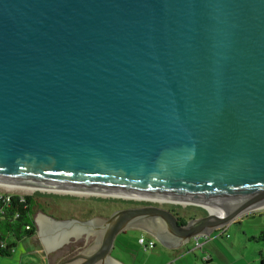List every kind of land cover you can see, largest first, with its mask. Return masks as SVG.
Instances as JSON below:
<instances>
[{
  "label": "water",
  "instance_id": "obj_1",
  "mask_svg": "<svg viewBox=\"0 0 264 264\" xmlns=\"http://www.w3.org/2000/svg\"><path fill=\"white\" fill-rule=\"evenodd\" d=\"M0 185L207 211H38L47 254L93 238L55 264H121L125 231L176 249L264 208V0H0Z\"/></svg>",
  "mask_w": 264,
  "mask_h": 264
},
{
  "label": "rangeland",
  "instance_id": "obj_2",
  "mask_svg": "<svg viewBox=\"0 0 264 264\" xmlns=\"http://www.w3.org/2000/svg\"><path fill=\"white\" fill-rule=\"evenodd\" d=\"M0 190L49 196L46 200L58 208L56 210V219H105L118 209L144 204H155L172 209L188 220L207 213L205 209L188 205L121 197L39 190L32 192L17 190L15 192L14 189L8 188H0ZM42 198L45 200L44 197ZM254 212L256 213H250L247 217H244L243 221H245L241 227L238 223H231L224 230L212 232L210 236H207V239L205 237L199 239V241L194 239L190 243L176 249H169L155 239L156 246L153 249L145 250L139 244V237L141 234H145L144 232L138 230L125 231L117 236L111 254L124 264H263L264 240L260 239V234L264 232V208ZM58 215L64 218H58ZM251 237L258 239H252ZM82 240L84 238L77 241ZM91 240H93L92 237H90ZM77 241L72 240L61 249L47 254L40 236L36 233L28 240L16 241L14 252L11 255H0V264H44L45 262L46 264H55L60 262V258L67 259L76 253L78 249L80 250L84 247L81 242H79L80 244L73 243ZM199 244H203L202 248L198 246ZM77 246L81 247L76 249L75 247ZM37 249L44 255L40 254ZM208 255H213L214 262L207 263L204 260Z\"/></svg>",
  "mask_w": 264,
  "mask_h": 264
},
{
  "label": "trees",
  "instance_id": "obj_3",
  "mask_svg": "<svg viewBox=\"0 0 264 264\" xmlns=\"http://www.w3.org/2000/svg\"><path fill=\"white\" fill-rule=\"evenodd\" d=\"M48 197L40 194H13L8 201L0 202V255H11L14 252L16 241L26 240L36 234L35 217L38 211L57 217L58 208L46 200ZM172 211L178 215L182 224L187 222L188 219ZM58 218L64 217L58 215ZM260 239L264 240V232L260 234Z\"/></svg>",
  "mask_w": 264,
  "mask_h": 264
},
{
  "label": "built area",
  "instance_id": "obj_4",
  "mask_svg": "<svg viewBox=\"0 0 264 264\" xmlns=\"http://www.w3.org/2000/svg\"><path fill=\"white\" fill-rule=\"evenodd\" d=\"M7 191L4 192V191L0 190V202L1 201H5V200L8 201L10 199L11 195H13V194L24 195V194H21V193H14V191H10V192H7ZM15 192H17V190H15ZM222 230H224V229H222ZM139 244L145 250H149V249H153L156 246V240H155V238H153L150 235L145 233V234H141L140 235ZM205 260H208V257H205Z\"/></svg>",
  "mask_w": 264,
  "mask_h": 264
},
{
  "label": "crops",
  "instance_id": "obj_5",
  "mask_svg": "<svg viewBox=\"0 0 264 264\" xmlns=\"http://www.w3.org/2000/svg\"><path fill=\"white\" fill-rule=\"evenodd\" d=\"M254 214V213H256V212H251V214ZM250 214V213H249ZM249 214H247V215H245V216H243L240 220H238L237 221V223H238V225L241 227L242 226V224L244 223V221H243V219H244V217H247ZM243 221V222H242ZM219 231V230H218ZM203 237H205V239H207V236H201V237H199L198 239H197V241H199V239H201V238H203ZM32 238V237H31ZM29 239V238H28ZM28 239H26V240H28ZM210 240V239H209ZM209 240H206V241H209ZM214 241V240H213ZM198 246H200L201 248H202V246H203V244H199ZM182 247V246H181ZM38 251H39V253L40 254H43L39 249H37ZM187 250H188V248H187ZM44 255V254H43ZM46 256V255H45ZM205 256V255H204ZM45 259H46V257H45ZM116 260H120V259H118V258H116ZM205 260V259H204ZM121 261V260H120ZM207 263H211V262H214V257H213V255H208V260H205ZM44 264H46V262L44 263ZM121 264H124V263H121ZM264 264V263H263Z\"/></svg>",
  "mask_w": 264,
  "mask_h": 264
},
{
  "label": "flooded vegetation",
  "instance_id": "obj_6",
  "mask_svg": "<svg viewBox=\"0 0 264 264\" xmlns=\"http://www.w3.org/2000/svg\"><path fill=\"white\" fill-rule=\"evenodd\" d=\"M91 241H92V240H91ZM79 242H81V243H82V246L85 247L86 245H88V244L90 243V240L86 241V240L84 239V240H82V241H77V242H73V243L80 244ZM80 247H81V246H77V247H75V248L78 249V248H80ZM84 247H83V248H84ZM83 248H82V249H83ZM80 250H81V249H80ZM78 251H79V249H78ZM78 251H77V252H78ZM77 252H76V253H77ZM74 254H75V253H74ZM74 254H72V255L69 256L68 258L72 257ZM68 258H67V259H68ZM59 260H60V261H63V260H65V259L60 258Z\"/></svg>",
  "mask_w": 264,
  "mask_h": 264
},
{
  "label": "bare ground",
  "instance_id": "obj_7",
  "mask_svg": "<svg viewBox=\"0 0 264 264\" xmlns=\"http://www.w3.org/2000/svg\"><path fill=\"white\" fill-rule=\"evenodd\" d=\"M0 188H8V189H14V190H19L21 192H32V191H36V190H31V189H23V188H12V187H6V186H1L0 185ZM40 191V190H39ZM76 194V193H75ZM209 212L211 213H218V212H215V211H211V210H208Z\"/></svg>",
  "mask_w": 264,
  "mask_h": 264
}]
</instances>
